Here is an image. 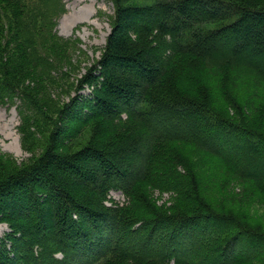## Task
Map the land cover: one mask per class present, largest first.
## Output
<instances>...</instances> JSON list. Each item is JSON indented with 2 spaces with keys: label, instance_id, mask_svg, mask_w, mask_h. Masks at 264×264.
Wrapping results in <instances>:
<instances>
[{
  "label": "trees",
  "instance_id": "1",
  "mask_svg": "<svg viewBox=\"0 0 264 264\" xmlns=\"http://www.w3.org/2000/svg\"><path fill=\"white\" fill-rule=\"evenodd\" d=\"M111 1L71 84L63 0H0V105L42 149L0 152V264H264V0Z\"/></svg>",
  "mask_w": 264,
  "mask_h": 264
},
{
  "label": "rangeland",
  "instance_id": "2",
  "mask_svg": "<svg viewBox=\"0 0 264 264\" xmlns=\"http://www.w3.org/2000/svg\"><path fill=\"white\" fill-rule=\"evenodd\" d=\"M63 3L66 12L57 20L56 30L69 45L66 49V57L72 67L65 69L68 72V81L72 84L77 83L87 69L100 58L112 29L115 6L111 0H63ZM227 86L228 82L225 81L224 87L227 88ZM247 88H251L250 83H247ZM240 89L242 90L241 87ZM53 90L51 96L59 99L60 103L67 102L75 94L74 87L65 89L58 96H56L58 90L55 92ZM212 90L215 92L218 88L212 86ZM81 92L89 94L90 90L86 88ZM259 93L264 95V88H260ZM217 103H221L220 99H217ZM18 105L19 101L14 104L0 105V152L11 155L18 165H22L38 157L42 149L41 147L25 148ZM155 196L158 204L164 203L169 206L172 203L171 194L168 191H156ZM109 198L121 204L125 201L123 193L119 190H111ZM111 202L108 203L111 204ZM8 231V225L0 223V236H4Z\"/></svg>",
  "mask_w": 264,
  "mask_h": 264
},
{
  "label": "clouds",
  "instance_id": "3",
  "mask_svg": "<svg viewBox=\"0 0 264 264\" xmlns=\"http://www.w3.org/2000/svg\"><path fill=\"white\" fill-rule=\"evenodd\" d=\"M57 258H61V255L59 253L56 254Z\"/></svg>",
  "mask_w": 264,
  "mask_h": 264
},
{
  "label": "bare ground",
  "instance_id": "4",
  "mask_svg": "<svg viewBox=\"0 0 264 264\" xmlns=\"http://www.w3.org/2000/svg\"><path fill=\"white\" fill-rule=\"evenodd\" d=\"M81 18V17H80ZM84 20V19H83Z\"/></svg>",
  "mask_w": 264,
  "mask_h": 264
}]
</instances>
